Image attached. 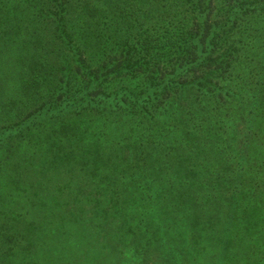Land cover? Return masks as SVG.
<instances>
[{"label": "trees", "instance_id": "trees-1", "mask_svg": "<svg viewBox=\"0 0 264 264\" xmlns=\"http://www.w3.org/2000/svg\"><path fill=\"white\" fill-rule=\"evenodd\" d=\"M0 264H264V0H0Z\"/></svg>", "mask_w": 264, "mask_h": 264}]
</instances>
